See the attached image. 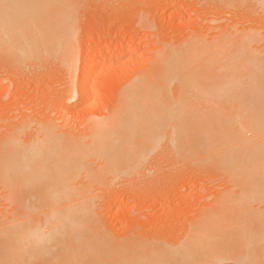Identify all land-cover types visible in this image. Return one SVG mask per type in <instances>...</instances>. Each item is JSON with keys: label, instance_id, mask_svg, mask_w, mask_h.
<instances>
[{"label": "bare ground", "instance_id": "6f19581e", "mask_svg": "<svg viewBox=\"0 0 264 264\" xmlns=\"http://www.w3.org/2000/svg\"><path fill=\"white\" fill-rule=\"evenodd\" d=\"M90 1L100 0H0V68L59 60L68 74L62 100L87 104L88 76L115 57L97 44L78 75L76 19ZM248 1L264 11V0ZM219 29L210 39L161 43L115 110L79 135L35 120L3 132L0 264H264V35ZM232 96L227 110L221 100ZM162 142L180 164L223 176L226 189L174 242L119 243L99 226L98 188L131 175Z\"/></svg>", "mask_w": 264, "mask_h": 264}, {"label": "rangeland", "instance_id": "374dc122", "mask_svg": "<svg viewBox=\"0 0 264 264\" xmlns=\"http://www.w3.org/2000/svg\"><path fill=\"white\" fill-rule=\"evenodd\" d=\"M246 2L100 0L85 3L76 19L78 75L82 62L94 57L97 44L100 53L112 51L113 56L120 53L122 57L101 61L97 71L88 76L91 97L87 104L62 100L68 74L59 60L47 58L44 64H28L12 71L0 68V75L12 80L0 83V140L3 132L5 135L12 129L18 130L14 127L20 124L25 129L24 121L29 125L34 120L45 126L51 123L52 128L71 132L69 135L85 132L89 127L87 122L105 118L115 110L119 91L139 68L150 63L161 43L183 45L191 33L210 39L219 32L217 28L229 33L254 28L264 35V11ZM143 17L148 25L142 24ZM232 43L235 45V40ZM135 47L138 54L130 56L127 50ZM263 49L264 44L258 48V54ZM85 51L89 56L80 59ZM236 102L234 96L221 100L227 110H232ZM169 147L162 142L147 149L136 172L135 169L131 175L113 176V182V177L106 179L101 189L98 188L99 226L111 239L119 243L123 240L172 243L187 234L197 221L201 222L203 212L226 189L223 176L207 168L180 164Z\"/></svg>", "mask_w": 264, "mask_h": 264}]
</instances>
